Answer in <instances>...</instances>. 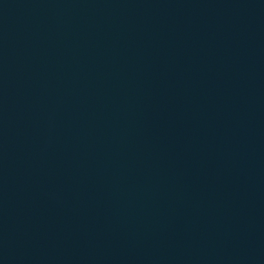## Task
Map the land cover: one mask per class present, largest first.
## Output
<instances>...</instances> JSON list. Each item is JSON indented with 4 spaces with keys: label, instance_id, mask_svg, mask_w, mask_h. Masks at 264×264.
<instances>
[{
    "label": "water",
    "instance_id": "1",
    "mask_svg": "<svg viewBox=\"0 0 264 264\" xmlns=\"http://www.w3.org/2000/svg\"><path fill=\"white\" fill-rule=\"evenodd\" d=\"M0 264H264V0H0Z\"/></svg>",
    "mask_w": 264,
    "mask_h": 264
}]
</instances>
